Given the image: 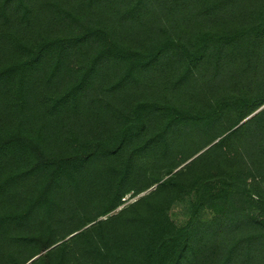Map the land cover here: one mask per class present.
<instances>
[{
  "label": "trees",
  "instance_id": "trees-1",
  "mask_svg": "<svg viewBox=\"0 0 264 264\" xmlns=\"http://www.w3.org/2000/svg\"><path fill=\"white\" fill-rule=\"evenodd\" d=\"M0 264H264V0H0Z\"/></svg>",
  "mask_w": 264,
  "mask_h": 264
},
{
  "label": "rangeland",
  "instance_id": "rangeland-1",
  "mask_svg": "<svg viewBox=\"0 0 264 264\" xmlns=\"http://www.w3.org/2000/svg\"><path fill=\"white\" fill-rule=\"evenodd\" d=\"M127 202H130L131 200L128 199V195L125 197ZM172 218L177 222H181L184 219V208L182 205H175L171 212Z\"/></svg>",
  "mask_w": 264,
  "mask_h": 264
},
{
  "label": "water",
  "instance_id": "water-1",
  "mask_svg": "<svg viewBox=\"0 0 264 264\" xmlns=\"http://www.w3.org/2000/svg\"><path fill=\"white\" fill-rule=\"evenodd\" d=\"M144 194V193H143Z\"/></svg>",
  "mask_w": 264,
  "mask_h": 264
}]
</instances>
